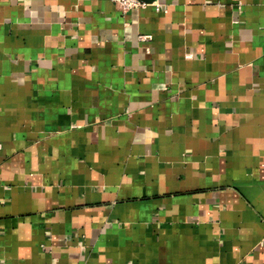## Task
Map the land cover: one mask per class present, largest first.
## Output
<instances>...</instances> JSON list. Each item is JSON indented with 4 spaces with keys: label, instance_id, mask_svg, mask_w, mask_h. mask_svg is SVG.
<instances>
[{
    "label": "crops",
    "instance_id": "obj_1",
    "mask_svg": "<svg viewBox=\"0 0 264 264\" xmlns=\"http://www.w3.org/2000/svg\"><path fill=\"white\" fill-rule=\"evenodd\" d=\"M142 1L0 0V264H264V0Z\"/></svg>",
    "mask_w": 264,
    "mask_h": 264
},
{
    "label": "built area",
    "instance_id": "obj_2",
    "mask_svg": "<svg viewBox=\"0 0 264 264\" xmlns=\"http://www.w3.org/2000/svg\"><path fill=\"white\" fill-rule=\"evenodd\" d=\"M112 1L118 3L123 11H126L131 8L144 7L147 5V3L142 0H112ZM142 37L148 38L150 36H142Z\"/></svg>",
    "mask_w": 264,
    "mask_h": 264
}]
</instances>
